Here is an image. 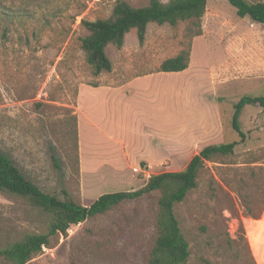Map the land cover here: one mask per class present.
<instances>
[{
  "label": "rangeland",
  "instance_id": "rangeland-1",
  "mask_svg": "<svg viewBox=\"0 0 264 264\" xmlns=\"http://www.w3.org/2000/svg\"><path fill=\"white\" fill-rule=\"evenodd\" d=\"M26 1L40 6L34 18L0 36V153L41 190L88 205L102 193L138 189L151 174L182 169L189 160L180 152L183 132L198 133L217 117L214 142L237 144L204 161L196 187L175 206L189 248L183 264H264V112L257 104L242 108L243 140L230 126L242 95L264 96L263 27L226 0H207L199 26L149 23L142 44L130 30L121 47H106L112 70L95 76L80 48L87 33L80 22L107 17L116 0ZM186 48L185 70L158 71ZM133 87L140 90L131 94ZM167 116L180 148L150 162L144 134L158 130L164 139ZM157 197L152 192L70 226L24 264H146ZM47 220L0 192V246L45 232Z\"/></svg>",
  "mask_w": 264,
  "mask_h": 264
},
{
  "label": "trees",
  "instance_id": "trees-1",
  "mask_svg": "<svg viewBox=\"0 0 264 264\" xmlns=\"http://www.w3.org/2000/svg\"><path fill=\"white\" fill-rule=\"evenodd\" d=\"M226 1L239 17L247 16L260 24L264 30V0ZM206 3L207 0H148L145 5L133 6L126 0H116L107 17L81 19V26L87 30L79 39L85 62L95 76L110 72L112 63L106 54L108 45L121 47L125 35L132 29L136 31L139 44H142L149 23L176 25L179 21L190 20L199 26ZM37 9H40V6L36 2L31 4L26 0H19L18 3L0 0V36L6 37L13 22L34 18ZM199 33L198 29L191 32V35ZM189 55V48L181 49L176 55L162 60L158 71L185 70L188 67ZM254 104L264 112L263 95H242L233 104L230 126L237 133L239 140L245 137L239 123L241 110L245 105ZM236 144L237 141L204 145L182 169L151 174L138 189L102 193L88 205L41 190L23 175L9 157L0 153V192L24 199L48 218L45 232H27L19 239L5 243L0 246V257L4 264H24L39 254L43 246L49 245L52 236H65L70 226L86 218L101 215L125 201L137 200L157 192L153 221L155 233L146 264H183L189 256V248L179 226L175 206L184 200L189 190L196 187L198 173L204 161L212 160L216 155L232 153ZM51 160L53 166L59 168L54 154H51Z\"/></svg>",
  "mask_w": 264,
  "mask_h": 264
},
{
  "label": "crops",
  "instance_id": "crops-1",
  "mask_svg": "<svg viewBox=\"0 0 264 264\" xmlns=\"http://www.w3.org/2000/svg\"><path fill=\"white\" fill-rule=\"evenodd\" d=\"M140 88H141V86H140ZM140 88L139 87H133L132 88L133 92L131 94H133L135 91L140 90ZM157 119L159 122H161V118H159L157 116ZM172 120H173V117H169V116L166 117V120H163L164 122L167 121V126H168L167 131H166L167 135L165 136L164 139H159L158 130H156V132L153 130V132H151V133L147 132L144 134L150 142V151H152V153L145 154L146 157H148V159L150 160V162H152L153 160H155V162H158V160L160 159V158H158L159 156H164V157L172 156L174 154L176 148H180L179 146L174 145V142H175L174 132H172V127H171V126H173ZM212 123H213L212 126L206 125V127H211V129L207 130V128L204 127V129L202 131H198V133L196 132L197 134L194 133L197 129L193 130L192 133H194V134H191L187 130H185V131H187L188 133L183 132V134H185L184 136H186V137L182 138L183 144H185V145H183L181 147L182 150L180 152L185 154V155L188 154V156H189L188 159H190L194 154H196L200 150V148L202 146H204L206 143H215L214 140L218 136L217 131H220L221 124H219V122L217 121V117H213ZM169 125H171L170 128H169ZM217 125H218V127H217ZM210 131H213V132L211 133ZM206 132H209V134H204ZM113 137L114 136L111 134L107 135V139L109 141H112ZM115 139L116 138L114 137V140ZM189 152H190V155H189Z\"/></svg>",
  "mask_w": 264,
  "mask_h": 264
}]
</instances>
